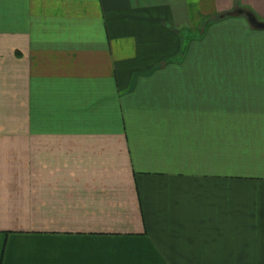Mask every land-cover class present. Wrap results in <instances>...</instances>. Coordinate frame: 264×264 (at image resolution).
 Listing matches in <instances>:
<instances>
[{"label": "crops", "instance_id": "0c3cea01", "mask_svg": "<svg viewBox=\"0 0 264 264\" xmlns=\"http://www.w3.org/2000/svg\"><path fill=\"white\" fill-rule=\"evenodd\" d=\"M240 8L264 21L0 0V264H264V29Z\"/></svg>", "mask_w": 264, "mask_h": 264}, {"label": "water", "instance_id": "95a60500", "mask_svg": "<svg viewBox=\"0 0 264 264\" xmlns=\"http://www.w3.org/2000/svg\"><path fill=\"white\" fill-rule=\"evenodd\" d=\"M237 14L246 16L253 27L257 29H264V21L259 20L252 11L240 8L237 10Z\"/></svg>", "mask_w": 264, "mask_h": 264}, {"label": "trees", "instance_id": "16d2710c", "mask_svg": "<svg viewBox=\"0 0 264 264\" xmlns=\"http://www.w3.org/2000/svg\"><path fill=\"white\" fill-rule=\"evenodd\" d=\"M215 19H213V20H208L206 23H205V27L209 24V23H211L212 21H214Z\"/></svg>", "mask_w": 264, "mask_h": 264}]
</instances>
